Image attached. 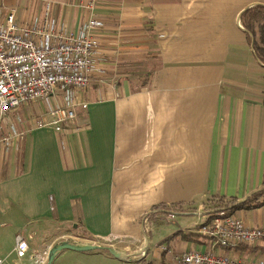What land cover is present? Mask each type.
Here are the masks:
<instances>
[{"label": "crops", "instance_id": "obj_1", "mask_svg": "<svg viewBox=\"0 0 264 264\" xmlns=\"http://www.w3.org/2000/svg\"><path fill=\"white\" fill-rule=\"evenodd\" d=\"M257 3L264 0H0L28 17L49 4L72 30L103 22L94 31L95 80L78 97L87 106L76 119L37 126L45 100L8 112L23 135L0 148V225L6 212L22 213L26 237L54 234L50 250L67 240L99 246L62 248L51 264H178L185 251L210 249L202 235L179 231L192 230L204 207L231 206L264 182V65L240 20ZM189 203L197 210L178 212L174 223L143 221L150 210ZM232 212L264 226V205ZM240 246L227 253L264 261V244ZM0 256L35 264L12 259L1 241Z\"/></svg>", "mask_w": 264, "mask_h": 264}, {"label": "built area", "instance_id": "obj_2", "mask_svg": "<svg viewBox=\"0 0 264 264\" xmlns=\"http://www.w3.org/2000/svg\"><path fill=\"white\" fill-rule=\"evenodd\" d=\"M102 25L101 20L89 18L72 30L52 18L49 4L37 17L0 5V148L8 150L23 135L7 119L12 108L45 100L46 114L34 116V123L60 129L67 121L77 118L78 107L87 106V100L78 97H83L82 93L95 80L100 42L94 31ZM227 206L217 203L203 208L206 211L192 230L207 239L211 248L185 251L177 256L178 264H264L227 253V249L240 245L264 244V226L246 223ZM164 210L146 212L143 221L150 223L153 213ZM167 212L164 215L170 217L178 213ZM14 251L18 259L46 264L50 249L32 248L29 238L18 233ZM0 264H4L2 256Z\"/></svg>", "mask_w": 264, "mask_h": 264}, {"label": "trees", "instance_id": "obj_3", "mask_svg": "<svg viewBox=\"0 0 264 264\" xmlns=\"http://www.w3.org/2000/svg\"><path fill=\"white\" fill-rule=\"evenodd\" d=\"M240 20L246 31V36L249 44L252 47L254 55L264 65V4L257 3L255 5L246 7L240 13ZM262 205H264V182L262 187L251 192L245 199L240 201L233 199L231 202V206L227 207L230 211H233L240 208H256ZM179 233L182 234V236L186 239H196L198 238V236H201L200 233H197L196 231L190 229L180 230ZM68 241L73 242L72 240ZM55 245H53V247ZM102 248L107 249V247ZM239 248L241 249L243 248V246H240Z\"/></svg>", "mask_w": 264, "mask_h": 264}, {"label": "rangeland", "instance_id": "obj_4", "mask_svg": "<svg viewBox=\"0 0 264 264\" xmlns=\"http://www.w3.org/2000/svg\"><path fill=\"white\" fill-rule=\"evenodd\" d=\"M22 106H23V104L18 106V107H22ZM44 107L45 108L47 107L46 103L44 104ZM6 116H7V119L9 121L14 122L15 126L18 128V126L15 122V118L14 117L12 118L11 115L8 116V113ZM193 204L194 203H189V205H185V206L184 205L183 206L182 205H179V206L174 205V207H173L174 209H172L171 207H167V208H164L165 209L164 211H157V212L153 213L152 218H150V220H149V222H151V223L150 224L148 223L147 226L150 228L152 226V224L154 223L153 220H158V219H164V220H160V221L165 222V223H168L170 221H171L170 223H174L172 221H174L176 219V215H180V214L177 213L175 215V217H170V216L164 215V213L165 214L168 213L167 210L168 211L176 210L178 212H182L185 210L195 211V210H197V208L195 206H193ZM16 214L20 215L18 219H17ZM189 215H191V214H189ZM22 216H23L22 213L21 214L12 213L11 211H8L4 214V217H5V220L7 221V224L2 225V226L0 225V241H1V244H2L4 250H8V253L10 254L12 259H14V257L16 258L14 247H12V246H14L13 243H15L16 234L22 233L24 235V233H26V231H27L26 226L20 224L21 222H23ZM182 227L184 229L187 228V226H185V225H183ZM192 227H193V225H192ZM30 235L27 237L30 239L32 247H39L40 249H48L47 246H48V244L51 243V240H52L51 237L54 236V234L51 232H49L48 235H46V236L44 235L42 237H40V236L34 237L33 236L34 234H32V233ZM119 242L125 243V242H127V240L125 238H121V239H119ZM108 247H112L114 249V251L119 252V253L122 251H125L124 249H121L122 247L119 244H116V243H114V246H108ZM51 249H52V247H51ZM254 255L255 254H251V256H254ZM262 255H263L262 258H264V254H262ZM243 256H247V254L245 253ZM4 264H5V262H4ZM16 264H19V263L16 262Z\"/></svg>", "mask_w": 264, "mask_h": 264}, {"label": "water", "instance_id": "obj_5", "mask_svg": "<svg viewBox=\"0 0 264 264\" xmlns=\"http://www.w3.org/2000/svg\"><path fill=\"white\" fill-rule=\"evenodd\" d=\"M97 247H99V246L94 245V244L79 245V244H75V243H70L67 240V241L58 243L57 245L52 247V249L49 252V257H48V261L46 262V264H51L52 259L54 258L56 252L58 250L62 249V248H73V249H76V250H90V249H94V248H97ZM107 248L113 250L115 255L123 256V253H119V252L114 251V249L112 247H108L107 246Z\"/></svg>", "mask_w": 264, "mask_h": 264}]
</instances>
